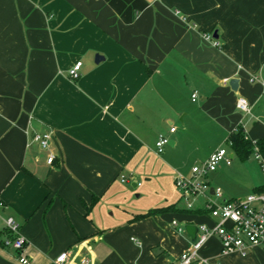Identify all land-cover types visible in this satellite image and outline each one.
I'll return each mask as SVG.
<instances>
[{
    "label": "crops",
    "instance_id": "0c3cea01",
    "mask_svg": "<svg viewBox=\"0 0 264 264\" xmlns=\"http://www.w3.org/2000/svg\"><path fill=\"white\" fill-rule=\"evenodd\" d=\"M214 32L219 48L203 38ZM238 127L264 137V0H0V264L63 253V264H177L191 245L177 229L211 226L208 214L135 217L185 210L174 174L207 128L226 140ZM48 131L44 151L32 136ZM159 135L169 139L160 155ZM232 167L207 178L222 200L233 196L215 183ZM7 218L25 239L19 253L2 245ZM198 255L264 264L258 248L221 256L214 237Z\"/></svg>",
    "mask_w": 264,
    "mask_h": 264
},
{
    "label": "built area",
    "instance_id": "2783aa9c",
    "mask_svg": "<svg viewBox=\"0 0 264 264\" xmlns=\"http://www.w3.org/2000/svg\"><path fill=\"white\" fill-rule=\"evenodd\" d=\"M205 41L213 47L219 48V44L213 38L212 33L203 34ZM82 67L81 62H77L68 70V77L71 80H77ZM256 78H251L254 81ZM228 83V79L223 81ZM196 93L192 94L191 100L195 101ZM237 108L244 114H249L247 102L239 98ZM175 129L171 128L170 133ZM244 138L247 136L243 130ZM52 132L34 133L32 142L37 144L41 150L47 151L52 139ZM169 143V139L164 135H159L155 144V151L161 154L163 149ZM226 144V143H225ZM230 150V144H226ZM233 153L219 148L207 158L206 161L199 165H194L188 175L175 173L173 182L175 188L181 194L184 202V208L188 211L202 210L205 211L213 221L211 226L204 224L196 226L198 233L195 242L183 251L178 257L177 264L202 263L210 264L207 259H201L198 255L199 250L206 244L210 238H216L220 243V255L227 256L239 254L245 257L252 249L258 248L264 252V192H253L244 199L222 200V193L219 188L211 187L207 178L214 173L221 163L230 166ZM252 157L257 161L262 174L264 175V159L259 154L257 147H254ZM55 156L49 154L46 159L47 165H52ZM125 182V179H121ZM212 193V194H211ZM200 200L202 203L200 204ZM6 237L2 241L5 248H9L17 253L23 250L25 239L20 233V225L12 218L4 221ZM174 227L177 223L172 222ZM179 233H184V228L177 229ZM67 259V254H61L56 260V264H63ZM20 264H30L29 260L19 255ZM80 264H88L87 260H82Z\"/></svg>",
    "mask_w": 264,
    "mask_h": 264
},
{
    "label": "rangeland",
    "instance_id": "374dc122",
    "mask_svg": "<svg viewBox=\"0 0 264 264\" xmlns=\"http://www.w3.org/2000/svg\"><path fill=\"white\" fill-rule=\"evenodd\" d=\"M206 130L204 138L202 139L203 142L199 144L198 151H194L193 155L190 156L182 175H186L190 172L191 167L194 164H201L207 154L216 149L224 148L230 153L229 148L224 142L226 133L220 134L215 129L211 132L208 128ZM249 132H253V129H249ZM249 136L251 141L255 140L252 134H249ZM232 162L233 167L229 177L223 178V180L220 178L219 182L215 183V186L220 187L223 192L224 187H226L230 190L233 199H244L252 194V186L264 183V175L262 174L257 161L252 156L245 162H241L236 156H234Z\"/></svg>",
    "mask_w": 264,
    "mask_h": 264
},
{
    "label": "trees",
    "instance_id": "16d2710c",
    "mask_svg": "<svg viewBox=\"0 0 264 264\" xmlns=\"http://www.w3.org/2000/svg\"><path fill=\"white\" fill-rule=\"evenodd\" d=\"M225 143H229L230 144V150L233 153L234 156H236L241 162H245L249 157L252 156L254 147H257L259 154L262 156V158L264 159V137L256 140V141H251L249 139L245 140L244 138V133H243V129L242 127H238L236 128L233 132H231L227 139L225 140ZM253 192H264V186L262 187H258L256 189L253 190ZM94 199L92 204H94ZM92 204L90 206H92ZM180 212V213H190V214H205V211L202 210H194V211H188V210H183V211H175V209L173 208V206H169L166 208H162V209H153L148 211L147 213L143 214V215H139L137 217H135V219L137 218H143V217H147L153 214H157V213H162V212Z\"/></svg>",
    "mask_w": 264,
    "mask_h": 264
},
{
    "label": "water",
    "instance_id": "95a60500",
    "mask_svg": "<svg viewBox=\"0 0 264 264\" xmlns=\"http://www.w3.org/2000/svg\"><path fill=\"white\" fill-rule=\"evenodd\" d=\"M213 38L214 39L217 38L215 32L213 33ZM99 60H102V58L99 55H96V57H95V63H97ZM229 87H230V89L232 91H236L237 90V87H238V81L236 79H231L229 81ZM184 231H185L187 237L190 238V242L191 243H194L195 242L196 235L198 233L197 227L196 226H193V225H186L184 227Z\"/></svg>",
    "mask_w": 264,
    "mask_h": 264
}]
</instances>
